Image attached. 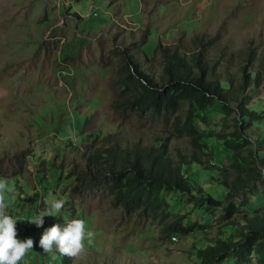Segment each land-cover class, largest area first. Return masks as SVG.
Listing matches in <instances>:
<instances>
[{"label": "rangeland", "instance_id": "obj_1", "mask_svg": "<svg viewBox=\"0 0 264 264\" xmlns=\"http://www.w3.org/2000/svg\"><path fill=\"white\" fill-rule=\"evenodd\" d=\"M196 38L210 41L205 55L222 79L237 74L250 50L254 69H264V0H0V181L7 184L4 200L17 220V238L34 241L18 264H52L37 243L46 229L73 219L84 222L85 235L83 251L68 257L70 264H195L194 249L218 238L214 223L206 236L169 242L164 225L115 207L103 182L72 191L92 152L167 138L171 147L187 145L170 137L172 121L164 117L115 110L122 99L114 84L124 66L121 55L161 84V50L176 46L191 53ZM155 46L146 60L140 50L149 59ZM259 94L264 96V82ZM82 133L98 136L81 142ZM229 156L219 147L214 161ZM195 174L206 192L224 200L225 186L210 181L215 172ZM61 175L68 182L51 193ZM59 199L66 201L63 208L44 216L42 227L28 222ZM200 221L208 225L211 217Z\"/></svg>", "mask_w": 264, "mask_h": 264}, {"label": "trees", "instance_id": "obj_2", "mask_svg": "<svg viewBox=\"0 0 264 264\" xmlns=\"http://www.w3.org/2000/svg\"><path fill=\"white\" fill-rule=\"evenodd\" d=\"M194 44L191 53L176 46L161 50V84L141 73L131 57L121 55L124 66L114 84L122 99L115 110L129 109L153 120L164 117L172 121L170 137L187 145L171 147L167 138L130 150H97L88 155L86 171L75 177L78 184L72 191L103 182L115 207L127 216L141 214L164 225L162 235L169 242L199 233L206 236L215 223L218 238L203 249L197 246L200 242L194 244L195 264H264V131L253 132L264 128V96L259 94L264 69H254L250 50L237 74L222 79L205 55L210 41L196 38ZM155 50L156 46L149 59L140 51L151 61ZM96 137L83 135L81 142ZM219 147L230 152L226 162L214 161ZM203 170L215 172L210 181L225 186L223 201L191 176ZM65 179L61 175L51 193L67 183ZM204 214L211 217L208 225L201 224ZM54 248L44 252L37 243L46 261L58 264L66 258L64 264H70Z\"/></svg>", "mask_w": 264, "mask_h": 264}, {"label": "clouds", "instance_id": "obj_3", "mask_svg": "<svg viewBox=\"0 0 264 264\" xmlns=\"http://www.w3.org/2000/svg\"><path fill=\"white\" fill-rule=\"evenodd\" d=\"M6 190V182L0 181V264H18L26 252L33 249L34 241L32 238H26L23 241L17 238V220L8 213V206L4 200ZM65 203L63 199L54 200L50 205V212L40 214L29 219L28 222L42 227L43 217L53 216L52 212L59 213ZM84 235V222L73 219L66 224V227L61 228L59 224H55L46 229L41 236L39 246L44 252H52L55 247L61 255L76 258L83 251ZM91 235L92 233L89 232L88 236L91 237Z\"/></svg>", "mask_w": 264, "mask_h": 264}, {"label": "built area", "instance_id": "obj_4", "mask_svg": "<svg viewBox=\"0 0 264 264\" xmlns=\"http://www.w3.org/2000/svg\"><path fill=\"white\" fill-rule=\"evenodd\" d=\"M172 241H173V242H177V239L174 238V239H172Z\"/></svg>", "mask_w": 264, "mask_h": 264}]
</instances>
